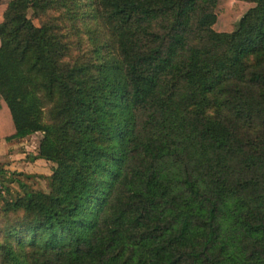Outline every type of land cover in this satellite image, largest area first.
I'll return each instance as SVG.
<instances>
[{"label": "trees", "instance_id": "1", "mask_svg": "<svg viewBox=\"0 0 264 264\" xmlns=\"http://www.w3.org/2000/svg\"><path fill=\"white\" fill-rule=\"evenodd\" d=\"M228 2L94 0L73 64L26 15L50 3L6 5L0 140L43 132L54 165L0 202V264H264V0Z\"/></svg>", "mask_w": 264, "mask_h": 264}, {"label": "rangeland", "instance_id": "2", "mask_svg": "<svg viewBox=\"0 0 264 264\" xmlns=\"http://www.w3.org/2000/svg\"><path fill=\"white\" fill-rule=\"evenodd\" d=\"M10 1L12 0H0V4L7 5ZM43 1L50 5L38 9L28 8L26 15L36 26L43 23L58 25L54 28L55 33L64 34L67 40L65 42H68L71 50L70 56L66 55L65 62L73 64L75 61H94L98 55L93 53L97 43L93 36L95 28H91L92 25L97 26V22L93 21L94 0H41L42 3ZM237 2L238 0H229L228 4L235 7ZM151 27L154 28L155 23H152ZM99 43L101 41H98ZM108 52L106 48H101L99 53L107 55ZM47 110L48 108L45 109V122L49 121ZM42 138L43 132H35L12 145H5L4 150L0 152V168L6 171V181L0 184L1 204L14 202L24 195L25 189L49 192L48 178L52 174L54 164L43 158H35ZM11 217L16 218L15 215ZM5 219L6 217L0 214V260L5 246L12 242L9 230L4 231V225L1 224Z\"/></svg>", "mask_w": 264, "mask_h": 264}, {"label": "crops", "instance_id": "3", "mask_svg": "<svg viewBox=\"0 0 264 264\" xmlns=\"http://www.w3.org/2000/svg\"><path fill=\"white\" fill-rule=\"evenodd\" d=\"M5 7H6V4L5 5L2 3L0 4V21L2 20V15H3ZM20 139H23V138L14 139L11 141L0 140V152L4 150L5 145H12L15 141L20 140Z\"/></svg>", "mask_w": 264, "mask_h": 264}]
</instances>
